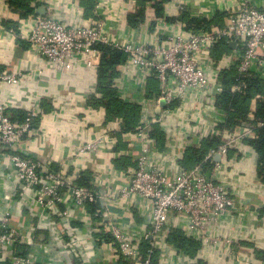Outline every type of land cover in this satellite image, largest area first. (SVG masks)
<instances>
[{
  "label": "built area",
  "instance_id": "1",
  "mask_svg": "<svg viewBox=\"0 0 264 264\" xmlns=\"http://www.w3.org/2000/svg\"><path fill=\"white\" fill-rule=\"evenodd\" d=\"M100 8L95 5L93 16L87 19L80 11L79 18L68 22L45 8L43 15L35 13L25 24L5 33L25 42L28 54L40 60V68L57 71L84 66L97 73L99 45L121 50L127 60L118 67V96L140 105L144 115L136 129L122 134L125 150H114L121 121H105L100 108L91 110L97 117L102 114L103 131L64 157L58 169L45 158L34 160L19 153L4 156L0 186L11 184L13 190L0 196V264H182L184 259L189 264L191 258L167 243L175 230L200 242L201 251L220 247L227 254L234 241L213 228L227 214L245 217L232 198L228 174L238 159L228 160V151L243 153L239 161L253 153L243 148V140L252 138L255 128L264 122H257L254 116L256 101L262 98L258 95L252 99L245 121L233 131L219 130L226 114L216 100L226 90L236 93L244 87L241 82L229 88L223 83V75L231 69L264 83V0H237L235 9H220L214 16L205 9L191 13L200 20H221L198 30L178 20L180 12L187 11L185 2L179 3L178 12L164 11L161 17L148 4L144 21L136 28L125 18L121 21L125 29L121 36L109 32ZM222 44L228 48L217 55ZM152 79L157 81L158 93L148 97ZM10 87L18 88L28 103L21 122L7 113L13 100L2 90ZM94 95L100 97L97 92ZM39 99L31 91L28 75L19 70L0 71V147L21 148L25 138L40 143L37 123L47 120V115ZM61 108L52 115L77 114L66 103ZM74 119H67V130L72 129ZM157 127L164 132L161 148L152 136ZM213 135H221V143L201 163L183 168L178 136L191 142L188 147H197L203 138ZM100 148L114 151L115 162L133 159V165L120 172L123 185L100 190V174H94L88 182L90 188L77 187L75 181L81 173L73 170ZM70 164H74L71 170ZM256 185L264 190L259 180ZM96 205L99 208L89 211V206ZM240 246L236 244L238 250Z\"/></svg>",
  "mask_w": 264,
  "mask_h": 264
},
{
  "label": "crops",
  "instance_id": "2",
  "mask_svg": "<svg viewBox=\"0 0 264 264\" xmlns=\"http://www.w3.org/2000/svg\"><path fill=\"white\" fill-rule=\"evenodd\" d=\"M87 1L93 2V0ZM83 2L86 0H46V2L45 0H36L34 5L36 10L40 6H44L49 9V13L54 12L56 18L68 22L79 18L80 11H83L85 19L92 17L95 5L99 4L101 7L100 16L106 23L109 32L115 36L123 35L125 29L122 27L121 21L135 9L134 0H94L93 9L89 11L88 15ZM180 2H185V8L190 14L205 9L211 16L217 15L220 9H235L237 5V0H171L166 4L165 11L172 14L178 12L177 7ZM25 19H19L5 1L0 0V71L19 70L30 77L31 91L39 95L40 108L47 115V120L37 123V128H40L42 133L40 143L34 142L32 138H25L21 143V148L18 147L11 151L9 148L0 147V161L6 162L5 157L9 153H19L22 157L34 160L45 158L53 168L58 169L64 157L71 156L72 152L81 144L91 141L96 134L101 133L104 129V125L100 123L103 121L102 114L97 117V113L91 110L101 108V106L96 107L93 104V99L98 97L94 95L97 73L84 66H79L68 72L46 67L40 68V60L36 56L28 54L26 43L17 42L13 36L9 37L5 33L6 30L17 29L20 25L25 24ZM8 23L13 24L15 28L8 29L14 27L7 28L10 26ZM143 32L147 35L145 29ZM36 70H41V73H36ZM2 93L13 100L12 106L7 110L8 115L13 121L21 122L25 111H27L28 103L25 96L16 87L2 90ZM64 103L70 108V111H76L77 114L69 113L68 117L62 118L52 115V111L62 110L61 107ZM73 116H75L74 125L71 130H67L65 128L66 121L72 119ZM116 138L118 143L114 150H125L127 145L121 140L123 139L122 133H116ZM177 143L180 146L177 152L180 154L191 145V142L184 141L182 136H178ZM113 152L100 148L96 154H91L89 158H83L79 163L80 166H77L79 168L73 171L81 173L88 180H91L94 174H100V190H113L123 182L120 175L121 170L133 165L131 157L123 159L125 162L122 160L115 162ZM155 156L158 159L162 158L161 154H155ZM245 156L240 161L238 158L234 162V166L228 174L231 177L232 198L238 209L243 208L245 217H239L237 213L227 214L213 228L220 234L229 235L234 244L226 249L227 254H224L220 247L201 251L199 246L196 258L190 260L189 264H247L248 259L251 264H264V190L256 185L258 181L255 170L256 155L250 153ZM173 158L177 163L179 162L175 157ZM72 166L70 164V170ZM12 190L11 184L0 186V196L8 195L10 192L12 193ZM124 213V216L128 217L127 213ZM27 218L30 219V217ZM236 244L241 245L239 250L236 248ZM238 253L242 261L239 260ZM185 263L186 259L182 260V264Z\"/></svg>",
  "mask_w": 264,
  "mask_h": 264
},
{
  "label": "trees",
  "instance_id": "3",
  "mask_svg": "<svg viewBox=\"0 0 264 264\" xmlns=\"http://www.w3.org/2000/svg\"><path fill=\"white\" fill-rule=\"evenodd\" d=\"M134 1V12L128 13L126 20L129 26L136 28L145 19L148 4H151V8L154 10L155 15L161 17L165 11L166 4L171 0ZM34 2H36V0H5V3L12 12L22 20L35 14L36 8ZM83 3L86 6L83 5L86 14L89 15V11L93 9L94 0L93 2L86 0V2ZM178 20L185 22L189 28L191 27L195 30L201 28L209 29L212 24H219L221 22L219 17L211 20L193 18L190 15V12L187 11L180 12ZM9 24L10 26H7V28L14 26L11 23H8V25ZM13 28H15V26L8 29ZM227 48L228 47L223 44L219 45L216 54L219 55L226 51ZM98 49L101 51V58L97 69L96 92L100 97L94 98L93 104L96 107L101 106L104 110L105 121L112 122L120 120V133L124 134L136 129L144 115L143 109L140 105L123 100L118 96V89L116 87V81L120 77L118 67L126 62L127 55L121 50L113 49L104 45H99ZM222 80L228 88L231 85L240 82L243 83L244 87L241 92L236 93H231L229 90H226L219 98H217L216 105L220 106L226 114V122L223 125H218L217 129L233 131L237 128L241 122L248 118L251 101L258 95L262 98L256 101V111L254 116L257 122H264V83L255 77L239 76L235 73V69L227 71L225 75H223ZM149 87V92L146 93L148 97L158 93V84L156 80H149ZM152 136L157 141L158 147L161 148L164 140V132L157 127L152 133ZM221 141V135H213L203 138L197 147H188L185 150L180 165L185 169L193 168L201 163L208 152L217 147ZM243 148L252 151L256 155V177L262 184H264V125L255 128V134L252 138H245L243 140ZM242 155L243 153H240L235 149H230L227 157L228 160L234 157L235 159H238L241 158ZM122 162L125 161L122 159ZM88 182V178L80 174L77 177L75 184L77 187L90 188ZM96 208L99 207L97 205L95 207L89 206V211L92 212ZM167 243L175 246L191 259L196 258V253L200 246V242L186 237L181 230L170 232ZM157 257L158 253H153L154 260Z\"/></svg>",
  "mask_w": 264,
  "mask_h": 264
},
{
  "label": "water",
  "instance_id": "4",
  "mask_svg": "<svg viewBox=\"0 0 264 264\" xmlns=\"http://www.w3.org/2000/svg\"><path fill=\"white\" fill-rule=\"evenodd\" d=\"M36 13H37L38 15H43V14L45 13V7H44V6H40V7L36 10ZM232 46H234V45L232 44ZM215 159H216L217 162H219V161H220V156L217 155V156L215 157Z\"/></svg>",
  "mask_w": 264,
  "mask_h": 264
}]
</instances>
